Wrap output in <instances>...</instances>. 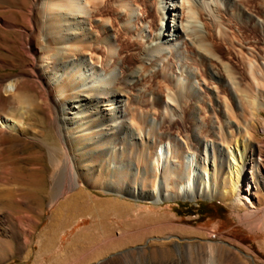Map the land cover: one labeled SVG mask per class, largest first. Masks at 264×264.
<instances>
[{"label": "rangeland", "instance_id": "374dc122", "mask_svg": "<svg viewBox=\"0 0 264 264\" xmlns=\"http://www.w3.org/2000/svg\"><path fill=\"white\" fill-rule=\"evenodd\" d=\"M182 1L151 0L152 6L166 12L164 20L157 18L165 33L170 31L166 37L174 34L176 26L181 31L180 39L170 36V43L162 47V52L152 54V59H158L155 68L144 72L133 64L125 73L120 61L112 70L98 66L103 75L107 73L116 80L137 71L124 88L130 98L123 103V120L132 130L128 134L126 130L125 135L119 128L121 131L101 138L104 132L95 128L98 120L89 125L87 132H81L78 136L82 140L75 141V150L71 151L81 159L73 168L80 174V187L60 195L59 189L68 177L66 165L57 168L47 146L60 148L61 141L52 113L41 99L42 89L30 77L34 61L24 45L26 12L33 0H0V118L21 124L19 132L0 131V264H264V35L258 29L240 32L235 26L245 52L257 54L254 68L243 65L239 49L231 50L225 43L219 45L226 55L224 61L235 63L241 89L248 91L253 100L249 115L232 117L226 114L225 106L231 98L236 110L242 108L237 92L231 83L219 82L218 72L223 73L219 67L199 63L195 45L182 29ZM206 1L210 2L206 11L211 18L214 6L223 9L235 0H217L215 4ZM133 4L132 30L136 35L140 32L139 40L145 47L154 45L149 24H138L140 10ZM112 5L117 7L118 3ZM56 11L53 3L41 1L37 14L43 19ZM124 13L121 9L120 16ZM110 15L98 17L95 24L102 25ZM11 22L17 27L12 28ZM36 25V57L40 59L47 47L56 52L57 45L53 40L50 45L40 32L49 23L37 21ZM104 25L111 29L108 22ZM123 25L121 20L118 27ZM199 25L207 34L203 23ZM85 26L92 30L91 24ZM47 31L52 32L50 28ZM188 46L193 47L192 51ZM118 49L116 46L113 56ZM72 60L65 58L63 63L70 65ZM159 70L161 73L155 75ZM201 71L204 74L200 77ZM186 74L198 103H178L167 96L166 85L177 89L179 84L187 83ZM22 75L26 77L20 85L21 94L29 96L24 100L4 90L11 78ZM140 76L143 80L136 83ZM166 76L174 82L165 83ZM76 82H81L76 74L66 77L56 85L52 99L72 98ZM121 135L125 137L123 141ZM132 136L139 139L127 142ZM195 137L215 145L210 150V166L215 181L225 190L231 185L226 178L228 149L238 140L244 142L249 164L242 188L249 200L243 196L244 202H238L229 193L225 198L176 199L156 204L122 194L127 187L153 189L160 177L174 191L175 184L182 183L187 174L183 167L185 155L200 154ZM81 146L84 149H79ZM164 153L162 170L157 157ZM87 167L95 172L91 181L81 176ZM134 168H139V172ZM102 173L104 176L100 177ZM26 230L32 234L24 243L17 235L25 236Z\"/></svg>", "mask_w": 264, "mask_h": 264}, {"label": "bare ground", "instance_id": "6f19581e", "mask_svg": "<svg viewBox=\"0 0 264 264\" xmlns=\"http://www.w3.org/2000/svg\"><path fill=\"white\" fill-rule=\"evenodd\" d=\"M41 1L47 3V5L53 3L58 8V11L52 15L46 14L43 17L44 20L41 19L37 14ZM211 1L214 4L217 3V0ZM114 2L118 3L117 7L112 5ZM182 2L181 10L185 18L182 21L183 23L185 21V25L181 23L182 29L192 39V43L195 45L196 56L200 60L199 63L204 67L209 64L216 68L219 67L223 71L222 74L218 72L219 82L227 81L231 83L236 90L235 92H237V100L242 105V108L236 110L235 101L230 98L229 101H226V114L232 117H246L250 114L249 108L253 101L251 100L252 96L248 91L246 92L243 88L241 89L242 84L240 76L235 70V63L224 61V56L226 55L222 52L219 45L220 43H225L230 46L231 50L239 49L243 56V65H249V67L254 68L255 64L258 63L257 54L255 55L251 51L250 53L245 52L244 42H241V37H239L240 39L237 38L238 33H236V29L240 32H250L252 29H258L264 35V0H235L233 3H226V7L223 9L214 6L211 9L213 12L211 18H209L206 11V6L210 5V2H205V0H203V3H199L197 0H183ZM133 3L140 10L138 24H149L150 33L153 36H151V39L153 38V41H155L154 45L145 47L139 40L140 32L136 35L132 30L131 18L134 16L133 9H135V7L132 8ZM229 5L231 9H229ZM121 9L125 13L120 16ZM18 12L21 11L18 10ZM26 13L28 28H24V45L27 53L34 61L30 65L32 73L30 77L36 80L42 89L41 99L52 113L53 122L61 141L60 148L47 146V151L51 161L56 163L57 168L61 164L66 165V175L68 177L59 189L61 195L68 193V191L76 187H80L77 179V175L80 176V174L74 171L73 168L77 166V163H80L81 159L78 154H74L71 151L75 150L72 144L75 141L82 140L80 138L81 135H79L81 132H87L89 125L98 120V126L95 128L104 132L100 135L101 138L111 135L116 130L121 131L122 129L123 134H125L126 130L127 134L132 130L129 128L127 122L123 120V103L124 101H129L130 98L124 88L129 85L130 80L133 81L135 78L134 73H137V71H133L127 77L123 76L116 80L108 76L107 73L103 75L98 66L103 65L112 70L116 68L117 62L120 61L125 73L133 67V64L138 65L137 69H142L146 72L157 66L158 59H152V54L156 52L160 54L162 47L170 43V36L175 37L176 40L180 39L181 31L179 30V26H176L174 34L172 33L169 37H166L170 31L165 33L163 26L157 23V18L161 20L165 19L166 12L161 10V8L152 6L151 0H52V2L50 0H33ZM111 13V18L104 21L102 25L95 24V19L98 17L105 18V16ZM81 15L84 17H81ZM121 20L124 25L118 27ZM37 21L44 22L45 24L49 23V26H45L40 32L42 31V34H45L47 42L50 45L52 44V40L57 45L56 52L51 47H47V52L40 59L36 57L38 51L35 46L37 44V34L39 33L36 25ZM106 22L109 23L110 30L104 25ZM201 22L208 31L207 34H203L199 25ZM3 23L6 26H10V23L4 21ZM87 23L91 24L92 30L86 28L85 25ZM11 27L17 26L11 22ZM48 28L52 32H48ZM93 32L99 35L94 37ZM134 34L136 38H133ZM54 35L55 37H53ZM115 42L117 45H115ZM116 46L119 49L116 51V56H113L112 54L115 52ZM188 47L190 50L193 48L192 46ZM251 48L253 47L251 46ZM110 55L113 58L115 57L113 65ZM87 57H90V59H87ZM65 58L73 59L70 65H67V62L63 63ZM149 61L150 65H148ZM166 65L168 66L169 64ZM159 72L161 73V70L154 72V74H159ZM71 74H76L81 79L80 83L76 82L75 84L72 98L68 96L65 101H62V99L53 100L52 94L55 91L56 85L63 82ZM203 74L204 72L201 71L199 76L201 77ZM20 77H23V79ZM20 77L11 78V81L6 84L4 90L12 97L24 100L29 96L21 94L20 85L25 81L26 76L22 75ZM171 79V77L166 76L164 82L166 81L168 84L174 82ZM186 79L187 83L179 84L177 89L172 88L173 85L172 87L166 85L169 92L167 96L169 95L168 98L170 100L178 103H187V101H197L198 103L199 101L191 91V78L189 74H186ZM142 80L143 76L135 82L139 83ZM20 130L21 124L18 122L6 117L0 118V131L16 133ZM121 139L123 141L125 137L121 135ZM137 139L139 138H133V136L131 140H127L126 138L127 142L130 143H134ZM195 142L196 150L200 154L188 152L185 155L183 167L187 171V174L184 176L182 183L175 184L174 191H170L166 187L162 177H160L156 187L153 189L145 190L142 186L127 187L122 194L144 198L156 204L176 199L195 201L200 198H225L229 193L233 194L238 202H244L243 196L249 200V197L243 193L242 188L245 181V169L249 164L244 142L238 140L234 147L228 149L230 159L228 160L226 178L231 181V185L226 190L217 184L215 172L212 171V167L210 166V150H214L215 145L211 141L208 143L197 137H195ZM84 147L81 146L79 149H84ZM254 152L256 154L259 152L257 146ZM159 155L157 157L159 161L158 166H161L163 170L166 156L165 153L161 157ZM162 159L163 161H161ZM133 170L136 173L139 172V168H134ZM83 171L81 176L86 180L91 181L95 177V172L91 167H87ZM103 176L102 173L100 177ZM262 184L264 186V173L262 175ZM248 189H250V186H248ZM76 195L78 196L79 194ZM24 232L26 233L25 236L16 235L18 239H22L24 243H27L28 236L32 234V231L26 230Z\"/></svg>", "mask_w": 264, "mask_h": 264}]
</instances>
